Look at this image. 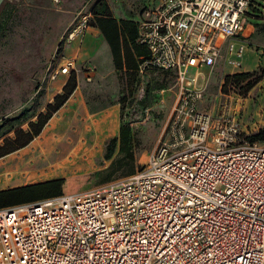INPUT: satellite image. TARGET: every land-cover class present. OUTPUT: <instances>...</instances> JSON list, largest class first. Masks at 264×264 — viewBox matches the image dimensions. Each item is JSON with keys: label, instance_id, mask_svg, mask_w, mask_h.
I'll return each instance as SVG.
<instances>
[{"label": "built area", "instance_id": "2783aa9c", "mask_svg": "<svg viewBox=\"0 0 264 264\" xmlns=\"http://www.w3.org/2000/svg\"><path fill=\"white\" fill-rule=\"evenodd\" d=\"M96 1L76 13L66 44L93 30ZM253 1L161 0L147 14L138 71L176 73L171 142L130 177L0 209V264H264V144L198 106L201 70L243 32ZM227 53L239 65L244 47ZM76 70L69 60L56 76ZM85 72L92 82L94 69Z\"/></svg>", "mask_w": 264, "mask_h": 264}, {"label": "rangeland", "instance_id": "374dc122", "mask_svg": "<svg viewBox=\"0 0 264 264\" xmlns=\"http://www.w3.org/2000/svg\"><path fill=\"white\" fill-rule=\"evenodd\" d=\"M9 2L18 5L19 14L18 23L0 38V145L5 148H11L15 140L20 143L25 141L26 133L31 132L30 123L37 122L41 113H47L46 106L52 93L49 96L46 87L52 75L76 56L71 52V46L65 43L66 34L76 13L86 5H91L94 0ZM160 2L161 0H109V6L114 15L139 24ZM255 48L262 50L257 45ZM91 49L94 53L106 55L103 47ZM93 52L89 50L88 56H93ZM259 57L261 61L256 67H253L256 62L253 54H246L243 68L239 69L224 61L209 69L204 81L202 77L199 79V84L204 89L198 103L199 109L211 112L215 120L235 117L240 124L242 140L246 142H253L252 138L264 130V52ZM241 62L242 60L239 61ZM87 64L89 62L81 58L78 67L80 69ZM100 67L101 71L109 68L107 63H101ZM236 74L254 76L238 82L232 80ZM250 83L253 84L251 88ZM122 99V121L124 126L129 127L135 140L133 149L138 172L145 167L150 154L161 141L171 142L173 110L178 101L176 79L164 74L154 75L149 79V84L143 86L139 83L130 92H124ZM32 114L23 124H18V120L24 115ZM20 131L24 134L18 137L17 133ZM61 133L64 134V131H59L56 140L44 145V153H38L37 162L40 167L56 168L57 175L52 178L65 181L63 193L84 192L107 182V175L87 178L92 160L87 149L93 144V136L85 135L84 144L77 150L78 135L70 133L63 140L64 138L60 139ZM7 140H12L8 146ZM108 163L104 158L99 159L98 167L102 168ZM126 174H118L113 181L126 177Z\"/></svg>", "mask_w": 264, "mask_h": 264}, {"label": "crops", "instance_id": "0c3cea01", "mask_svg": "<svg viewBox=\"0 0 264 264\" xmlns=\"http://www.w3.org/2000/svg\"><path fill=\"white\" fill-rule=\"evenodd\" d=\"M249 14L250 17L243 32L238 37L224 42L222 56L218 64L221 65L225 61L230 65V60L235 58L227 53L229 43L235 44L237 49L244 47L242 62L236 65L239 69L244 67L243 58L246 54H253L255 57L256 62L253 67L260 63L261 58L259 56L264 52V0H254ZM112 16L119 23L122 20L132 21L119 18L113 13ZM120 41L118 67L115 64L111 45L97 26L83 38L80 44H66L71 46V52L76 55L74 60L76 61L77 70L71 74L76 76L77 88L66 105L52 117L41 136L24 150L0 159V192L63 180L52 178L57 175L56 168L40 167V163L37 162L39 161L38 153H44V145L56 140L59 131H64V134L61 133L62 136L60 137V139L64 138L63 140L67 139L65 138L67 134L78 135L77 150L84 144L85 135L93 136V144L87 149V153L92 157L87 178L101 175L108 169L112 163L111 161L99 168L98 160L105 159L107 145L112 139L117 138L120 141L122 127L124 126L122 121L124 92H130L139 83L143 86L149 84V79L160 74L158 71L142 75L137 69L141 58L147 53L146 48L139 43L138 29L137 35L130 31L126 32ZM256 45L262 50L256 49ZM94 47H103L106 55L94 53L91 49ZM89 50L94 53L93 56H88L87 52ZM81 58L88 61L89 64L79 69L78 62ZM101 63H107L109 68L101 71ZM231 65L234 66V64ZM87 67L94 69L92 82L87 81L85 72ZM207 71L209 69L201 70L203 81L207 76ZM56 74L57 72L52 75L51 81L46 87L48 95L52 93L47 104L52 103L53 99L61 94L71 76V74H59L57 76ZM69 140L72 141L73 139ZM106 184V182L97 184L95 188Z\"/></svg>", "mask_w": 264, "mask_h": 264}, {"label": "trees", "instance_id": "16d2710c", "mask_svg": "<svg viewBox=\"0 0 264 264\" xmlns=\"http://www.w3.org/2000/svg\"><path fill=\"white\" fill-rule=\"evenodd\" d=\"M108 1L98 0L95 2L93 7V14L95 16V21L93 23L94 27H98L109 44L111 45L115 64L118 67V61L120 60V43L121 37L125 35L126 32H132L137 35L138 25L132 21H124L122 20L120 23L115 20L112 16V12ZM18 5L15 3L9 2L6 0L4 5L0 9V38L3 35L7 34L8 31L13 28L18 23L17 14H19ZM96 22V23H95ZM121 24V25H120ZM147 51V49H146ZM148 57L147 53L141 58L139 66L142 63L143 58ZM160 74L172 76L176 79L175 71H159ZM262 75L264 76V70L262 71ZM254 74H236L232 77V80L243 81L253 77ZM250 88L253 86L252 83L249 84ZM77 88L76 76L71 74L70 79L66 86L64 87L61 94L57 95L52 103H49L46 106L47 113H41L38 116L37 122L30 123V133H26L27 139L23 142H19L15 140L13 142V146L11 148H5L4 145H0V159L7 157L27 146H29L37 137H39L45 128V126L49 123L52 117L63 108L70 97L73 95ZM162 88V87H159ZM32 115H24L21 119L18 120V124H23L26 120H28ZM24 132L20 131L17 133L18 137L23 135ZM12 141V140H11ZM10 140H7V146L10 145ZM253 142L259 141L264 142V130H261L257 135L252 138ZM120 142V143H118ZM6 145V144H5ZM119 145V146H118ZM135 140L131 135L130 129L128 126L122 127L121 138L120 141L115 138L112 139L106 149L105 160L111 161V165L105 170L102 175H107L109 180H107V184L113 182L114 177H116L120 173L126 172V177H130L137 173L136 167V157L134 153ZM119 151L117 152V149ZM63 180L52 181L44 184H37L26 186L22 188H16L8 191L0 192V209L35 203L38 201L60 197L64 195L63 193Z\"/></svg>", "mask_w": 264, "mask_h": 264}, {"label": "water", "instance_id": "95a60500", "mask_svg": "<svg viewBox=\"0 0 264 264\" xmlns=\"http://www.w3.org/2000/svg\"><path fill=\"white\" fill-rule=\"evenodd\" d=\"M5 1H6V0H0V9H1V7L4 5Z\"/></svg>", "mask_w": 264, "mask_h": 264}]
</instances>
